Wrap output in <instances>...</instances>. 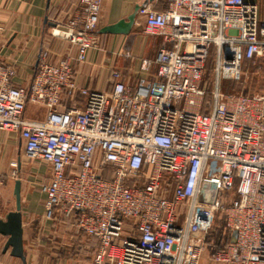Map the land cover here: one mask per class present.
I'll return each instance as SVG.
<instances>
[{"label":"built area","instance_id":"built-area-1","mask_svg":"<svg viewBox=\"0 0 264 264\" xmlns=\"http://www.w3.org/2000/svg\"><path fill=\"white\" fill-rule=\"evenodd\" d=\"M100 9L101 0H79L50 32L75 47L78 64L98 46ZM142 12L144 34L161 39L155 82L132 89L113 69L110 91L77 87L69 59L48 61L43 51L32 79L15 85L0 61V132L18 134L24 156L46 166L45 217L68 218L94 240L89 264H202L208 248L206 264H264V85L256 95L219 90L221 78L264 56L257 6L167 0ZM74 92L81 109L63 105ZM27 105L43 119H26Z\"/></svg>","mask_w":264,"mask_h":264},{"label":"crops","instance_id":"crops-1","mask_svg":"<svg viewBox=\"0 0 264 264\" xmlns=\"http://www.w3.org/2000/svg\"><path fill=\"white\" fill-rule=\"evenodd\" d=\"M258 9V19L264 21V0H246ZM79 0H0V61L11 67L15 74V85L28 83L35 72L39 55L47 52L48 61L67 58L74 69L77 87L95 91H110V71L120 73V81L134 88L139 79L155 82L154 58L161 39L146 35L144 13L135 12L137 6H150L155 11L166 8L167 0H101V9L96 30L97 48L91 50L87 60L78 64L74 61L76 49L69 43L53 38L52 29L63 27L72 15ZM147 2V3H146ZM134 14L130 42L128 36L100 34L99 32ZM76 102V103H74ZM84 98L77 92L73 98L64 95L63 105L82 108ZM24 117L39 121L44 117L40 107L27 105ZM22 142L16 133L0 132V214L10 211L13 184L9 167L21 168ZM43 172V173H41ZM20 180V203L22 219V244L25 264H89L96 244L93 239L78 232L70 219L56 215L45 217V195L40 185L48 180V169L41 163L28 167L25 179ZM6 238L0 235V264H22L3 253Z\"/></svg>","mask_w":264,"mask_h":264},{"label":"rangeland","instance_id":"rangeland-1","mask_svg":"<svg viewBox=\"0 0 264 264\" xmlns=\"http://www.w3.org/2000/svg\"><path fill=\"white\" fill-rule=\"evenodd\" d=\"M214 55L211 54L208 57L205 73L203 75V81L206 84L207 95L204 98V106H207L210 101V92L214 87L215 74H214ZM264 85V56L259 59H255L253 62H244L240 65L238 74L231 78H221L219 80V90L223 94H236V95H256L260 93ZM21 168L18 170L16 167H9V180L10 184L12 180L25 179L26 173H28V167L36 162L29 161L24 154L20 155ZM43 173V172H41ZM3 181L0 184V190H3ZM10 209H14V202L11 200ZM223 220L218 219L214 225L213 230L210 232L208 241H217L220 233ZM218 235V236H217ZM211 248L207 249V252L202 258V264H206L207 258L211 254ZM208 262V261H207Z\"/></svg>","mask_w":264,"mask_h":264},{"label":"water","instance_id":"water-1","mask_svg":"<svg viewBox=\"0 0 264 264\" xmlns=\"http://www.w3.org/2000/svg\"><path fill=\"white\" fill-rule=\"evenodd\" d=\"M152 1V0H149ZM147 3V2H146ZM146 5L137 6L135 12L143 10ZM135 15L132 14L126 20H121L116 24L103 28L100 34H113L128 36L126 44L130 42L129 36L131 25L134 22ZM20 180L16 179L13 184L12 197L14 200V209L0 214V235L6 238L3 246V253L9 252L10 256L19 259L25 264V257L22 244V219L20 203ZM235 240V234H232L231 241Z\"/></svg>","mask_w":264,"mask_h":264},{"label":"trees","instance_id":"trees-1","mask_svg":"<svg viewBox=\"0 0 264 264\" xmlns=\"http://www.w3.org/2000/svg\"><path fill=\"white\" fill-rule=\"evenodd\" d=\"M206 95H207V93H206Z\"/></svg>","mask_w":264,"mask_h":264}]
</instances>
